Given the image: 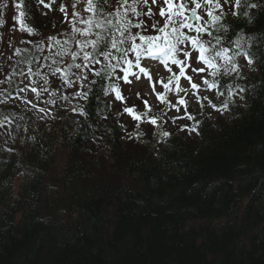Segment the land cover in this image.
Here are the masks:
<instances>
[{"label":"trees","instance_id":"obj_1","mask_svg":"<svg viewBox=\"0 0 264 264\" xmlns=\"http://www.w3.org/2000/svg\"><path fill=\"white\" fill-rule=\"evenodd\" d=\"M31 13L29 27L48 28ZM230 16L214 19L205 47L228 49V68L241 55L251 67L217 73L215 103L229 108L197 114L195 138L127 144L104 100L107 74H89L83 114L0 158V264H264V0ZM39 55L19 52L15 68Z\"/></svg>","mask_w":264,"mask_h":264},{"label":"snow or ice","instance_id":"obj_2","mask_svg":"<svg viewBox=\"0 0 264 264\" xmlns=\"http://www.w3.org/2000/svg\"><path fill=\"white\" fill-rule=\"evenodd\" d=\"M37 2L51 10L55 0H49V3H45V0H37ZM157 2L158 0H151V5H149V0H117L114 17L115 23L113 19H108L107 16L103 15L102 7L107 4V0H84L85 7L83 11L90 14L87 17L75 11L80 0H74L72 4L74 11L71 20H68L67 7L62 4L59 11L64 14L65 20L71 23V30L66 34V38L63 40L58 39L56 36H49L47 38L50 42L47 50L51 52L52 55L34 57V62H36L38 69H40V59L45 61L50 60V63L44 65L47 68V72L43 70L33 71L32 67L28 68V74L39 76L42 83L32 80L30 84L25 85V88L20 89V91L23 92L30 88L32 93L37 94L38 99L40 93L48 92L49 90V75L56 78L54 83L58 82L62 77L64 84L69 88L74 85L80 88H86L87 84L93 83V81L89 80V74L96 77H102L107 74L109 78L115 77L116 79L123 80L125 83H131V80H129L130 75L135 76L136 79H140V76L132 71L133 68H136L139 73L147 76L154 92L157 83L165 90L163 93H155L161 103L170 105V107L175 108L177 112L180 111L181 107L184 108L185 114L183 116L173 117V123H175L176 120L183 119L195 120V117L187 111V103L183 97H180L178 103H173L167 99L166 93L174 92L176 95H179V93L185 92V89L180 87L181 78L188 80L191 89L196 90L198 93L200 85L193 82L192 76L187 75V69L192 68V71L197 74L206 72L209 66L216 69V64L213 63V57L206 55V53H214L215 57L223 56L224 59L229 62L232 61V57L227 55L228 49H224L223 52H220L212 48L211 45L205 47L204 42L198 39L197 36L185 33L184 30L187 29L189 32L195 31L196 33L207 34L206 29H203L199 24L194 26L190 23L191 17L186 15V12L190 10L192 15L196 16L197 21H199L201 17L196 15L197 9H201V4L199 2L191 0L195 6L189 9L186 0H159L160 6L158 15L162 18L163 23H161V20L152 19L156 15V13L152 11V5H157ZM210 3L211 0H207V4ZM207 4L205 6H207ZM240 4L241 0H235V6L237 8L240 7ZM140 5H145L146 10L141 8ZM6 6L7 5H5V7ZM22 6V3H17L15 5L17 9L22 8ZM216 7L220 8L221 5L217 3ZM251 7L255 8L257 5L253 4ZM130 14L138 18L135 23L130 19ZM24 15L25 13L20 11L16 19L19 21L21 29H26L28 33L32 34L34 30L32 27L25 25L22 19ZM109 15H111V12ZM208 15H212L211 11L208 12ZM140 17L151 19L150 27L155 31V35H147L144 34L143 31L133 32V28L146 30L148 27L145 20L139 19ZM214 19H216V17H214ZM2 23L3 21L0 20V24ZM81 24L85 27L78 26ZM70 41L74 47H67ZM217 43H219V41H217ZM189 45L191 49L197 50L198 52L196 62L202 63L205 67H192V56L189 51ZM37 48L41 53L44 52V47L42 45H38ZM54 49L55 51H53ZM116 53L119 55H116ZM17 54H19V50H17ZM65 56L69 58L71 63L64 60ZM130 56H133L134 60L130 59ZM142 57L159 58L166 70L171 74L167 82L164 80L152 81L149 71L141 66ZM181 57H183V59ZM32 62L33 61H29V64ZM101 64H103L102 68L96 67ZM171 66H175L178 69V73L174 72ZM73 69H75V71ZM117 69L123 73L122 76H116ZM213 74L215 75L217 73L214 72ZM0 83H3V81H0ZM203 84L207 85L210 89H215L217 87L215 82L209 84L207 78L203 80ZM114 91L116 99L123 102L124 97L118 86ZM240 91H243V89ZM76 95L81 96V98L85 100L88 99L87 91L77 92ZM137 95L139 97V94ZM63 98L67 99V97ZM203 99H207V97ZM143 103L148 111H151V106L148 104L147 100H144ZM33 107H35V105H33ZM212 107L216 109V111L223 113L228 110L229 104L224 103L219 108L215 104H212ZM41 111H44V109H41ZM124 111L139 122H143L144 118L147 116V112L138 114L135 112L134 108H125ZM147 122L151 125L159 126L156 117H150ZM180 130L199 134V122L197 121L195 126L187 124L182 125ZM162 134L166 137L171 135V133L167 131Z\"/></svg>","mask_w":264,"mask_h":264},{"label":"rangeland","instance_id":"obj_3","mask_svg":"<svg viewBox=\"0 0 264 264\" xmlns=\"http://www.w3.org/2000/svg\"><path fill=\"white\" fill-rule=\"evenodd\" d=\"M69 1L70 0H64L62 1V4L65 5L69 9ZM74 1V0H73ZM196 2V0H195ZM235 2V0H211L210 4H207V1L200 0L199 3L201 4V9L197 16H200V21L205 22L211 17L218 14L217 11L221 10L222 12L226 11L227 14L230 12V7ZM219 3L221 5L220 8L216 7V4ZM187 6H190L192 4L191 0H186ZM194 4V3H193ZM207 4V6H205ZM149 5H151V0H149ZM211 5H215V9L211 7ZM159 0L157 2V5H152V11L156 13V15L152 19L161 20V23H163L162 18L159 17ZM85 7L84 2H81L79 5L76 6L75 11H78L81 13V15L87 17V13L83 11ZM141 8H144L146 10L145 5H140ZM74 9L68 11V20H71L72 14ZM211 11L212 15H208V12ZM189 11L186 12V15L188 16ZM16 17V10L14 7H10V10L8 12V20L7 19H1L3 21V24L6 26L11 25L14 22ZM64 14L63 13H56L54 14V20L51 22V27L57 26L59 29H62L65 31L66 27H72L71 23H65L64 24ZM145 23L148 25L147 29H133V32L135 31H143L144 34L147 35H155V31L150 27L151 19L145 18ZM7 31H12L9 27L7 28ZM52 31V28H51ZM185 31V30H184ZM1 39V37H0ZM6 46V45H5ZM189 51L191 52L192 56V67L194 68H201L205 67L202 63H197L196 59L198 56L197 50L191 49V46L189 45ZM7 46L5 53H3V57L7 58ZM183 59V57H181ZM131 59V58H130ZM152 62V57H142L141 59V66L146 68L151 77L152 81L157 80H164L167 82L169 76L171 75L164 65H160L157 63ZM239 65L247 68L248 64L245 63L242 59L239 60ZM173 68L174 72L178 73V69L175 66H171ZM133 72H136L138 76H140V79H136L135 76H129V80H131V83H125L124 81H121L119 84V89L124 97V101L116 99L115 97V91L112 90L109 92L107 99L109 100V103L112 108L113 117L115 120L119 121L122 126L124 127V131L126 134V137L128 139L132 138L134 135L137 134H144L147 136L150 135H160L161 133L168 131L170 129L178 130L184 135H191V137H194L195 135H192L193 132L189 133L187 131H181L180 127L182 125H190L192 120H176L175 123L172 122V118L176 116H183L184 108L181 107L180 111L177 112L175 108H171L170 105H166L164 103H161L157 96L156 92L163 93L165 90L162 88V86L157 83L155 87V92L153 91L151 87V83L147 77H145L144 74L139 73L138 69L133 68ZM187 75L192 76L193 82L200 85L199 92L197 93L196 90L191 89L189 81L181 78L180 80V87L185 89V92L179 93V95H176L174 92H167L166 96L167 99L173 103H178V100L180 97H183L186 100L187 103V111L191 113L194 117L197 113L204 112V114L208 115L209 117L219 115V112L216 111L212 107V100L217 96L214 89H210L207 85L203 84V80L207 78L208 80L213 77V70H211V67L209 66L207 68V71L204 73H194L192 71V68L187 69ZM50 79V78H49ZM23 84L21 85V89L25 88V85L30 84V78L28 75L23 77ZM51 80V79H50ZM213 81V80H211ZM210 84V83H209ZM48 92L40 93L39 98L37 99V94L32 93L30 88L26 89L25 91L19 93L10 100V106L12 107H23L27 111L32 113L33 119L35 120V124H39L40 127H43L47 123V119L49 117L51 107L53 104V91L51 87H48ZM139 94V97L138 95ZM204 97H207V99H203ZM219 99V98H218ZM238 99V98H237ZM147 100L148 104L151 106V111H148V109L145 107L143 101ZM220 100V99H219ZM55 104V112L59 113L62 110L66 109V105L58 100L54 99ZM35 105V107H33ZM125 108H134L135 112L138 114H143L147 112V116L144 118L143 122H139L133 119L131 115H129L127 112L124 111ZM41 109H44V111H41ZM150 117H156L158 120V127L149 124L147 121ZM138 125V126H137ZM4 133V132H3ZM11 135H16V133H13ZM4 136L3 134L0 135V147H4Z\"/></svg>","mask_w":264,"mask_h":264},{"label":"bare ground","instance_id":"obj_4","mask_svg":"<svg viewBox=\"0 0 264 264\" xmlns=\"http://www.w3.org/2000/svg\"><path fill=\"white\" fill-rule=\"evenodd\" d=\"M99 66H102V64L101 65H98L96 67H99ZM55 132H56L57 135H62L61 131H59V130H56Z\"/></svg>","mask_w":264,"mask_h":264}]
</instances>
